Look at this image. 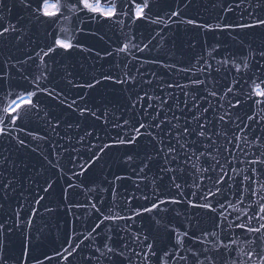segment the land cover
<instances>
[{
  "label": "water",
  "instance_id": "1",
  "mask_svg": "<svg viewBox=\"0 0 264 264\" xmlns=\"http://www.w3.org/2000/svg\"><path fill=\"white\" fill-rule=\"evenodd\" d=\"M186 2L187 0H151L149 14L153 19L160 20L158 24L137 22L138 26H130L127 21L124 25H117L114 21L106 22L104 36L107 37L110 45L108 52L112 55L97 51L93 56L90 73L82 72L84 69L77 67L74 62L71 64L68 57L71 53L62 52L59 49L51 54L54 57L45 59L47 67L41 64L38 58L27 60L29 55L35 56V53H29L25 57L13 54L10 43L19 42L17 38L23 37L21 31L0 37V64H6L4 69L0 70V75L4 72L8 73L11 77L8 83L13 85L15 91H23L25 88L32 90L29 81L33 76H41L42 86L54 88L55 92L60 93L55 100L51 96L39 93L36 100L39 101L42 109L40 113L25 117L22 131L16 130L10 137L0 138V159L7 157V160L0 165V184L7 183L8 180L14 182L6 191L0 190V224L4 225L3 231L0 232V241H2L0 256L4 258L6 264H21L25 244L29 248L28 264H36L37 259L43 264H69V261L57 256L56 252L63 251V247H68L67 241L70 237L73 245L83 241L80 248L69 258L70 264H113V262L119 264L122 257H113L112 261H108L100 257V253L95 249L97 247L102 249L109 234L112 235V241L118 244V236L131 237L135 230L142 226L145 228V234L151 232L150 239L155 238L154 251L157 255H150L148 264H165V260L168 264H194V258L187 251L192 244L186 237H180L184 240L183 250L181 246L172 248L171 245L177 238L171 231L173 227L179 229L181 233L188 230L190 235L195 232L201 236V230H214L217 233L215 237L217 242L230 243L232 239H235L236 243L232 245L234 251L230 255L221 257L217 264H223L224 260H227L228 264H231L232 260H236L238 264H253L246 255L252 245L246 242L245 237L239 235L242 230L237 229L233 237L225 238V229L213 228L210 216H214L215 213L186 207V201L177 205L162 206L175 209L167 214L144 213L143 217H137L135 221H117L121 226L131 225L127 232L105 221L92 233L93 238L84 239L95 224L103 220L104 215L128 216L132 214L134 208L145 204L150 206V201L159 198H172L177 192L168 179L171 173L163 180L159 179L163 161L154 155V146L149 143L150 137L147 135L140 137L138 146L112 147L105 149L102 154L99 152L102 146L101 141L113 144L117 132L123 135L124 130L115 125L122 124L124 119H131L133 110L128 107L129 97L135 101L138 99L136 93L144 96L145 92L155 97L163 89V98L172 104L171 111H168L167 106L161 107L157 99L148 101L163 117L171 118L172 113L175 112L181 117L179 122L183 123L185 119L191 120L193 113L199 114L210 104V111L204 115H207L211 121V110L225 101H218L217 97L208 96L207 91H225V84L231 83L235 74L234 70L231 73H226L223 69L219 72L215 71L219 67L217 61L225 56L246 55L249 47L257 51L264 49V28H236L238 24L254 23L258 17L264 18V0H190L185 7ZM229 5L232 6L231 11L227 10ZM24 9L26 8L20 4L19 0H4V7L0 8V17H2L0 23L4 26L16 25L21 29V15L16 17L15 22L12 12L21 14ZM172 11H180V17H170L169 14ZM26 19L25 25L29 28L26 37L37 41L39 24L33 21L29 9H27ZM187 19H195L197 23L210 25L212 29H216L217 25L231 24L236 30L206 31L180 22ZM165 24L168 26L165 27ZM125 44L128 45L127 50L118 52L117 48ZM145 44L148 47L140 51ZM85 58L86 51L83 56L73 57L76 63L85 61ZM21 60H26L27 63H19ZM249 63H252L251 59ZM208 64L212 65L210 74L206 69ZM202 68L206 70L201 72ZM181 69H191V71H181ZM42 74L47 76L46 80L43 79ZM106 75H110L113 80L134 77V81L130 79L127 84H118L113 80H104ZM25 76L28 77L27 80L24 79ZM194 79L206 80L207 90L198 93L195 86L166 87L168 83L180 86L191 85ZM97 80H100L99 84L96 83ZM147 81L152 83L149 84ZM86 82L94 84L95 87L78 86L85 85ZM199 87L203 88L204 85ZM244 87L246 88L247 85ZM185 92L189 95L185 96ZM2 97L3 93L0 92V98ZM173 97H175L174 101ZM73 100L76 104H73L71 108L67 107ZM7 102L3 101L4 104ZM183 102H187V108ZM139 103L143 105L145 101ZM193 103L197 107H191ZM85 105L96 115L86 113L81 116L80 109ZM241 108L239 113L241 116L250 111L246 104ZM181 110L186 113V116L182 115ZM141 111L145 109L140 106L135 109L136 120L146 118L139 115ZM146 111L150 113L152 109ZM232 111L235 112L237 109ZM173 123L176 121L173 120ZM250 123L253 131L246 133H239L232 126V131H237L241 136L240 140L237 141L229 135L227 139L232 140L229 144L223 134L217 140V147L223 151L224 156H229L230 150L232 156L240 160L244 159L245 153L248 158H251L249 149L256 151V148L249 145L244 137L246 135L250 140L254 134L260 135V129L255 128V121ZM127 131L129 135L134 134L130 128ZM153 131L156 130L153 129ZM87 132H91L92 135H86ZM12 137L23 138L28 147L21 148L15 140H12ZM237 144L240 148L236 147ZM241 149L244 150L243 153ZM211 150L215 152L216 149L214 147ZM93 153L100 156L95 163H92L95 159ZM216 154L219 156L218 152ZM127 155H132L133 160L127 161ZM148 156H152V159L149 160ZM232 156L229 158L231 159ZM220 159L223 162V157ZM193 162L200 167L203 158L200 161L193 158ZM145 163L148 165L147 168L137 175ZM87 164H91V167L84 172L83 176L74 175V173H80L81 165L87 166ZM233 166L247 169V166L239 163L238 160L233 161ZM116 176L123 179L116 180ZM48 182H52L53 187L45 193L43 188ZM204 184L213 187L211 180L205 179ZM250 188L258 193L257 196L252 197L253 202L258 200L259 196H264V175H259L256 182L250 184ZM194 190V187H185V197L195 201L196 198L189 195ZM145 195L149 197V200L143 199ZM250 196L251 192H246L245 203L237 204V206L244 208ZM40 197L44 199L37 204L35 201ZM176 198L182 199L178 195ZM214 199H223V197ZM228 199L235 201V196L229 195ZM200 202L203 203L202 200ZM260 202L264 203V201ZM93 204L96 208L92 207ZM228 211L231 213L229 220L238 214L231 209ZM177 213L181 214L177 215ZM193 213L196 215L193 216ZM151 216L161 219V224L156 226L150 219ZM29 219L32 220L31 226L25 223ZM220 223L223 224V221ZM253 223L256 222L253 221ZM106 224H110L113 228L112 233H109ZM190 224L192 227H189ZM212 241L213 238L209 237L205 245H196V247L210 246L209 242ZM133 248L135 251L141 250L137 242L125 250V255L131 258V264H142V258L135 257ZM71 250L70 248L69 251ZM165 250L170 253L175 251L176 255L164 257ZM224 252L225 250L221 248L220 253ZM213 255L219 254L213 253ZM46 256L53 258L45 259ZM179 256H187L188 259L180 260ZM97 257L100 258L97 259ZM253 260L256 258L253 257ZM123 264H129L128 260H123ZM256 264L259 262L256 261Z\"/></svg>",
  "mask_w": 264,
  "mask_h": 264
},
{
  "label": "snow or ice",
  "instance_id": "2",
  "mask_svg": "<svg viewBox=\"0 0 264 264\" xmlns=\"http://www.w3.org/2000/svg\"><path fill=\"white\" fill-rule=\"evenodd\" d=\"M20 4L31 10V18L37 24H47L49 27L59 26L62 23H72L73 18L75 20L73 27L71 29V34H69V29L66 27H59L58 31L56 28H53V31L56 32V35L48 32L46 29V35L50 36L52 43L50 45H45L44 47H39V51L35 52V56L29 55L27 60H34L38 58L41 64H44L47 67L45 62V57H50L51 54L57 52L58 49L63 50L64 52H69L72 49H78L80 51H91V49H85L83 45L77 42V38L81 33L85 35H95V33L87 32L82 25L85 21L91 23H101L102 21H114L117 25H124L125 21L128 22V25H137V22L144 24L145 22L151 24L160 23L159 19H153L149 14L151 12V0H19ZM190 0L184 4L185 7L188 6ZM239 6V5H237ZM251 7V3L249 4ZM259 5H257L258 7ZM4 7V0H0V8ZM179 7V5H177ZM228 11L232 10V6H228ZM170 17H180V11H172ZM251 15V13H249ZM2 20V17H0ZM181 23L200 28L206 31H235L236 28L239 29H254V28H264V18H257L254 23H242L238 24L236 28L231 24H224L223 26L217 25L216 29H212L210 25L199 24L195 19H187L180 21ZM168 25L165 24V27ZM17 31H22V29L17 28L16 25L4 26L0 23V37H6L10 33H15ZM155 37H153L154 39ZM18 41L22 37L17 38ZM31 42V41H30ZM151 41H149L150 43ZM148 47L147 44L144 45V48H141L140 51H143ZM128 48V45L125 44L123 47H118V52H124ZM216 51V49H213ZM100 55V53H97ZM107 55H112L111 52H108ZM259 57V58H258ZM203 59V57H201ZM251 59L252 63H249ZM21 64H26V60L19 61ZM219 67L215 71L219 72L223 69L226 73H231L234 70V75L231 83L225 84V91L218 92L216 90L207 91V95L211 97H217L219 100H224V103H219L218 107L211 110L212 120H209L207 115L210 111L211 105L204 107L202 111L197 114L193 113L191 120L185 119L183 123H180V116H177L175 112L172 113L171 118H165L161 115L160 112H157L152 103L153 99H157L160 102V106H167L168 111L172 110V104L163 98V89L156 94L155 97L149 95L145 92L144 96H141L139 93H136L137 100L133 101L129 97V105L133 110V115L131 119H124L123 123H117L115 126L119 129L124 130L123 135L120 132L115 134V142L113 144H107L101 141L102 146L99 148V152L104 153L105 149L112 147H125L136 145L138 146V141L141 136L147 135L150 137V144H153V153L155 156L160 157L163 161L160 166L159 179L163 180L165 176L169 173L172 175L168 176V179L171 183V186L177 190L176 195L182 199L176 198L174 195L172 198H159L157 200L150 201V206L145 204L139 208H134L131 215L122 216L116 214L104 215L103 220L100 223L95 224V227L91 230L88 236H85L84 239H90L92 233L96 231L97 228H100V225L105 221L115 224L116 228H119L121 231L127 232L128 228L131 225L121 226L117 223L119 220L125 221H135L137 217H143L144 213H165L169 211H175V209H169L167 207H162L164 205H177L186 201V207L203 209L208 213H215L214 216H210V219L213 221V228H222L225 229V238L233 237L236 234V230H242L239 235L246 238V242L250 243L252 247L247 251V259L253 261V264H256V261L259 264H264V196H259V199L255 202L252 201V197L258 195L255 190L250 188V184L256 182V178L259 175H264V49L259 51L251 49L249 47L247 54L243 56H225L221 60L217 61ZM6 64H0V70H3ZM15 67V65H11ZM39 66V65H38ZM206 69H212V65L208 64ZM206 69L202 68L200 71L204 72ZM181 71H191V69H181ZM195 75V73H193ZM43 76V74H42ZM11 77L7 72H4L3 75H0V92L3 93V97L0 98V138H8L11 136L13 131L23 130L22 125L25 117L31 115H38L40 113L41 106L36 97L39 93H43L45 96H51L53 100L57 99L60 93L55 92L54 88H49L47 86H42L41 76H33L29 81V84L32 85V90L25 88L23 91H15L13 85L8 83ZM24 79H28L27 76ZM43 79L46 80L47 76H43ZM134 81V77H126L125 79H115L110 75L104 76V80H113L114 83L118 84H127L129 80ZM213 79H215L213 77ZM207 80V78H206ZM206 80L194 79L192 80L191 85L180 86L178 84L168 83L166 84L167 88L172 87H192L195 86L198 93H203L207 90L208 84ZM97 84L100 83V80L96 81ZM151 84V81H147ZM7 84V87L5 85ZM204 85L203 88L199 87ZM239 85V87H238ZM244 85H247L245 88ZM79 87L93 88L95 87L92 83H87L85 85H78ZM185 96L189 93L185 92ZM173 101L175 97L172 98ZM195 100L196 97L194 96ZM3 101H8L6 104ZM140 101H145L143 105H140ZM185 107L187 108V102ZM73 104H76V101L73 100L71 104H68L67 107L71 108ZM248 105L250 111L244 113L241 116L239 113L242 110V105ZM140 106L145 109L139 113L140 116L146 117L143 120H136L135 109ZM193 108L197 107L195 103L191 106ZM152 109V112L148 113L146 110ZM222 109V111H221ZM232 109H237V111H232ZM75 111V109H73ZM182 115L186 116V113L181 110ZM86 113L95 116L96 113L89 109L87 105L84 108L80 109L79 114L84 116ZM99 119V117H96ZM173 120L176 123H173ZM255 121V128L260 129V135H253L249 140L245 135V141L256 148V151L251 152V158H248V155L244 154V159L240 160L238 157L232 156L231 151L229 150V156H232L230 159L229 156H224L223 151L217 147V140L221 138L223 134L224 139L227 143L231 144L232 140H228L229 135L233 136L235 140H240L241 136L237 131H232V126L239 133H246L247 131H253V126L250 122ZM19 122V124H18ZM194 122V123H193ZM243 125V127H241ZM132 130V135L128 134L127 129ZM155 129L156 131H153ZM143 130V131H142ZM107 134V133H106ZM31 135V133H29ZM86 135L91 136V132H87ZM215 137V139H214ZM83 137L81 138V140ZM99 139V137H97ZM12 140L16 141L21 148H27L28 145L25 143L23 138L12 137ZM11 143V140L9 141ZM215 147V152L212 151ZM237 148H240V145H236ZM35 151V149H33ZM219 153L217 156L216 153ZM243 153L244 150L241 149ZM95 157L92 160V163H95V160H99L100 156L96 153H93ZM220 157H223V162H221ZM193 158L196 161H200L203 158V163L200 167H197L196 163L193 162ZM148 159L151 160L152 156H148ZM7 160V157L0 159V165ZM133 156L127 155V161H132ZM238 160L239 163L245 164L247 169H240L236 166H233V161ZM147 163L139 169V173H143L145 168H147ZM259 166V167H257ZM80 173H74V175L83 176L84 172L91 167V164L81 165ZM207 174V175H205ZM239 177V179H237ZM116 180L123 179L120 176L115 177ZM205 179L211 180L213 187H208L204 184ZM14 182L8 180L7 183L0 184V190L6 191L10 185ZM203 185V190L201 186ZM223 185V187H221ZM70 186V185H69ZM53 187L52 182H48L47 186L43 188L45 193ZM139 187V185H137ZM185 187H194L195 190L191 191L189 195L196 198L188 199L185 197L184 188ZM13 190H15L13 188ZM246 192H251V196L248 197V204L244 208H240L237 204L243 205L245 203L244 194ZM227 193V194H225ZM235 196V201L229 200L228 196ZM223 197V199H214L217 197ZM44 197H40L35 202L38 204L40 200H43ZM144 200H149V197L145 195ZM203 201L201 203L200 201ZM258 205V207H257ZM93 208H96V205H92ZM237 212L238 214L231 220L229 216L231 213L228 211ZM99 211V209H97ZM251 213V214H249ZM181 213H177L180 215ZM34 215V213H33ZM193 216L196 214L193 213ZM19 216V213H17ZM150 219L154 221L156 226L161 224V219L157 216H151ZM223 221V224L220 222ZM253 221L256 223L254 224ZM27 226H31L32 220L25 221ZM106 227L109 229V233L113 232V228L110 224H106ZM19 227V225H17ZM189 227H192L190 224ZM4 229V225L0 224V232ZM171 231L175 233L176 240L171 246L175 249L177 246H181L183 250L184 240L182 237H186L188 241L191 242L192 246L187 248V251L194 258V264H217L218 260L223 256L230 255L234 249L233 244L236 243L235 239H232L230 243H224L223 241H215L217 233L214 230H201L202 236L197 235L195 232L189 234L188 230L181 233L179 229L173 227ZM151 232L145 234V228L142 226L135 230L131 237H117L119 243H114L112 241V235L109 234L105 242L102 245V249L97 247L96 252L100 253V257L108 261H112L113 257H122L123 259L119 261V264H123V260H128L131 264V258L128 255H125V250L131 247L135 243H139L141 250L135 251L133 248V253L135 257L142 258V264H148L150 255L156 256L157 253L154 251V240L155 238L150 239ZM212 237L213 241L209 242L210 246L205 247H196V245H205L208 241V238ZM72 238L70 237L67 241L68 247H63V251H57L56 255L62 257L64 260L69 261V258L72 257L77 249L80 248V245L83 241L72 244ZM2 244V241H0ZM72 249L69 251V249ZM225 250L224 253H220V249ZM28 245H24L21 264H28ZM67 253V255H65ZM217 253L219 255H213ZM164 257L175 256V251L168 252L167 250L163 253ZM100 257H97L99 259ZM203 257V259H201ZM253 257L256 260H253ZM53 257L46 256L45 259H52ZM180 260H187V256H179ZM0 264H6V261L2 256H0ZM36 264H43L39 259L36 260ZM115 264V262H113ZM165 264H168L165 260ZM223 264H228L227 260L223 261ZM231 264H238L236 260H232Z\"/></svg>",
  "mask_w": 264,
  "mask_h": 264
},
{
  "label": "flooded vegetation",
  "instance_id": "3",
  "mask_svg": "<svg viewBox=\"0 0 264 264\" xmlns=\"http://www.w3.org/2000/svg\"><path fill=\"white\" fill-rule=\"evenodd\" d=\"M26 14H27V9L22 10L21 14L14 12V11L12 12V15L14 16V20L16 19V17L18 15H21V17H22V19H21L22 20V24H21L22 31L21 32L24 34L27 33V31H28V26L25 25V21L27 20ZM15 22H16V20H15ZM74 22H75V20L73 18L72 23H62L59 26L54 25L52 27H49L47 24H39V31L44 36V39L41 40V44L43 46H45V45H50L52 43L51 37L46 35V29L48 32L52 33V35H56V32L53 31V28H56V31H58L59 27H66L69 29V34H71V29L73 27ZM80 26L83 27L89 33H95V35H85V34L81 33L77 39L84 40L85 42H87L90 48L93 47L94 42H100V43L103 42L104 32H105V26H104L103 21L101 23H91V22L85 21ZM24 43H25V41H24Z\"/></svg>",
  "mask_w": 264,
  "mask_h": 264
}]
</instances>
